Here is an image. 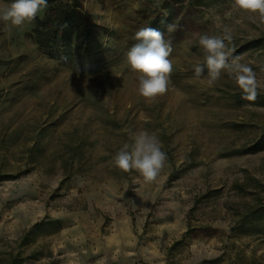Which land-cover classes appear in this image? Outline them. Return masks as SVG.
Instances as JSON below:
<instances>
[{
	"label": "rangeland",
	"instance_id": "1",
	"mask_svg": "<svg viewBox=\"0 0 264 264\" xmlns=\"http://www.w3.org/2000/svg\"><path fill=\"white\" fill-rule=\"evenodd\" d=\"M232 3L86 0L110 31L113 55L84 70L40 50L33 21L10 30L0 22V41L10 38L13 47H0V56L24 54L26 65L22 77L1 68L0 176L8 179L0 180V253L21 252L23 264H264V216L246 223L264 207V91L249 102L227 74L212 87L194 77L204 64L200 35L228 25L232 55L253 67L264 88V28ZM158 15L176 25L164 36L173 71L166 93L146 101L126 53ZM13 75L20 77L12 85L3 81ZM139 130L155 133L167 154L147 184L113 164ZM80 139L90 170L66 178L59 160ZM47 217L60 219L62 231L19 248L23 233ZM190 224L210 229L170 251Z\"/></svg>",
	"mask_w": 264,
	"mask_h": 264
},
{
	"label": "clouds",
	"instance_id": "2",
	"mask_svg": "<svg viewBox=\"0 0 264 264\" xmlns=\"http://www.w3.org/2000/svg\"><path fill=\"white\" fill-rule=\"evenodd\" d=\"M47 6V0H12L0 6V22L10 30L35 20L37 14ZM232 7L254 16L257 27L264 28V0H233ZM175 24H168L167 30L174 31ZM233 39L232 29L224 25L219 35L202 34L198 43L204 53V64L194 67V77H204L212 87L227 74L241 91V98L254 102L264 88L253 67L241 62L242 58L232 55L228 45ZM134 43L126 53L127 64L137 74L138 95L151 101L166 93L173 71L170 42L164 33L154 27H141L135 32ZM66 59V58H65ZM264 72V66L260 67ZM206 73V75H205ZM132 143H124L113 157V164L122 172L135 171L144 183L154 182L167 161L159 137L148 130L130 133Z\"/></svg>",
	"mask_w": 264,
	"mask_h": 264
},
{
	"label": "trees",
	"instance_id": "3",
	"mask_svg": "<svg viewBox=\"0 0 264 264\" xmlns=\"http://www.w3.org/2000/svg\"><path fill=\"white\" fill-rule=\"evenodd\" d=\"M202 1L198 0V3ZM33 22L35 28L32 39L40 50L50 58L71 59L77 68L84 70L104 66L113 55V48L106 40L110 31L93 19L92 13L86 6V0H47V11L43 17L37 14ZM168 24H171L170 17L158 15L151 19L146 27L157 28L165 36L168 33ZM85 144L83 139L74 144L69 143V149L65 156L60 158L59 163L64 169L66 178H72L75 174H85L90 170L82 161ZM35 146L37 144L31 147L30 156L34 154ZM6 179H8V175L0 176V180ZM263 216L264 207L253 210L246 215V223H252ZM51 228L55 229L51 230ZM62 229L63 223L60 219L53 220L47 217L23 233L19 239V248L28 247L35 243L40 236L58 233ZM207 229L210 228L190 224L182 238L177 240L169 250L178 248L186 240L197 237ZM259 229L260 232L264 231L262 228ZM24 262L25 258L21 252L0 253V264H23ZM250 264L262 263L252 260Z\"/></svg>",
	"mask_w": 264,
	"mask_h": 264
},
{
	"label": "bare ground",
	"instance_id": "4",
	"mask_svg": "<svg viewBox=\"0 0 264 264\" xmlns=\"http://www.w3.org/2000/svg\"><path fill=\"white\" fill-rule=\"evenodd\" d=\"M0 47H2V49H6L8 52L12 53L13 47L11 44V39L4 37L2 39V41H0ZM24 56H25L24 54L17 55L13 59H11L12 61L6 60L7 57H5V56H0V78H1L2 73H3L1 68H3V67L6 71H8V68L12 67L14 69L15 73L20 74L22 77V74H24V72H26V65L22 62ZM10 62L12 63L11 65H10ZM19 77L20 76L13 75V77L10 79L8 78L7 80H3V79L2 80L6 81V83H8L9 85H12L13 81L14 80L17 81L16 79Z\"/></svg>",
	"mask_w": 264,
	"mask_h": 264
},
{
	"label": "crops",
	"instance_id": "5",
	"mask_svg": "<svg viewBox=\"0 0 264 264\" xmlns=\"http://www.w3.org/2000/svg\"><path fill=\"white\" fill-rule=\"evenodd\" d=\"M47 11V6L44 7L40 12H46Z\"/></svg>",
	"mask_w": 264,
	"mask_h": 264
}]
</instances>
